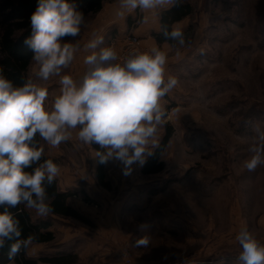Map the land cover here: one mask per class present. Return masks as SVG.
Here are the masks:
<instances>
[{"label": "rangeland", "instance_id": "rangeland-1", "mask_svg": "<svg viewBox=\"0 0 264 264\" xmlns=\"http://www.w3.org/2000/svg\"><path fill=\"white\" fill-rule=\"evenodd\" d=\"M189 1L195 11L181 30L191 27V47L180 48L179 54L172 45L160 47L168 53L166 74L178 80L161 101L166 116L159 145L168 127L172 134L161 155L164 170L145 175V162H137L125 176L123 165L110 160L105 187L97 179L96 149L77 139L78 129L58 148L42 141L45 155L61 168L60 188L75 194L69 202L84 220L54 218L55 239L35 243L29 257L69 254L77 256L75 264H123L124 256L134 264H241L235 240L241 229L264 242V165L253 172L244 167L255 128L264 130V0ZM98 14L85 18L78 37L64 38L81 49L62 74L83 77L90 54L83 45L93 33L103 36L99 47L131 33L148 35L137 30L143 17L139 10L127 28L115 23L92 32L89 26ZM34 71L32 62L28 77L47 87L51 100L59 77L43 81ZM29 211L34 220L49 218ZM144 235L151 244L134 247Z\"/></svg>", "mask_w": 264, "mask_h": 264}, {"label": "clouds", "instance_id": "clouds-1", "mask_svg": "<svg viewBox=\"0 0 264 264\" xmlns=\"http://www.w3.org/2000/svg\"><path fill=\"white\" fill-rule=\"evenodd\" d=\"M182 0H118L116 16L124 18L136 10L154 13L157 9L179 6ZM148 15L142 23L148 22ZM31 35L24 43L33 52L34 75L48 81L59 77L58 93L49 100V89L26 78L14 86L0 68V250L8 248V259L14 261L23 250L26 254L37 242V235H22L20 221L11 209L34 210L47 217L54 209L47 187L61 174L52 159H43L44 147L52 148L72 139L84 145H98L95 158L100 164L110 160L123 165V174H131L134 163L145 162V156L159 145V129L165 123L162 99L178 84L175 76L166 74L168 53L158 46L146 51L132 49L120 57L113 47H99L103 36L83 45L90 52L84 58L87 71L80 80L62 74L80 51L76 38L86 20L69 0H38L30 17ZM165 41L172 47H191L192 41L175 26H162ZM98 49V50H97ZM249 147L250 157L244 167L253 172L264 165V130L255 128ZM39 137V139H37ZM240 246L241 264H264V242L247 228L235 236ZM151 237L135 240L134 247L147 248Z\"/></svg>", "mask_w": 264, "mask_h": 264}, {"label": "trees", "instance_id": "trees-1", "mask_svg": "<svg viewBox=\"0 0 264 264\" xmlns=\"http://www.w3.org/2000/svg\"><path fill=\"white\" fill-rule=\"evenodd\" d=\"M117 0H69L75 3L77 9L84 14V18L89 15L101 12L106 3H112ZM38 5V0H0V68L3 69L5 77L12 82L14 86H21L26 78H28L29 68L32 64L33 52L24 43L25 39L31 35L30 17ZM194 6L188 0H182L179 6L170 7L161 12L160 30L154 33V38L159 45L169 43L173 45V41H165L161 29L162 26H168L169 29L176 23L186 19L194 13ZM131 22V18L127 19ZM190 29L184 32L186 38H189ZM70 37H65V39ZM169 132L163 137L160 145L145 161L142 173L145 175L159 174L164 170V163L161 160L165 148L171 137ZM39 139V137H37ZM42 145V140H40ZM95 149L98 145H93ZM43 159H52L45 155ZM54 161V159H52ZM55 162V161H54ZM97 179L99 183L105 187L109 186L106 182V164L98 162ZM49 202L54 211L46 219L34 220L29 210H25L21 205L19 209H11L16 218L19 219L22 227V235L26 237L30 233L37 235L36 243H47L55 239V234L51 230L53 219L72 218L76 220H84L70 204V199L75 195L70 190H62L56 179L55 183L47 187ZM2 211V209H0ZM8 248L0 250V264H38L43 261L49 264H75L77 256L69 254H60L54 257H44L41 259L31 258L23 250L18 254L14 261L8 259Z\"/></svg>", "mask_w": 264, "mask_h": 264}, {"label": "crops", "instance_id": "crops-1", "mask_svg": "<svg viewBox=\"0 0 264 264\" xmlns=\"http://www.w3.org/2000/svg\"><path fill=\"white\" fill-rule=\"evenodd\" d=\"M117 8H118V0L115 2H112V3H106L104 8H103L104 11L102 10L103 11L102 15H100V12H99V14L97 13L99 15V18H97L95 22L93 21L92 23H90L91 27L88 25L89 29H91L92 32H93V30H97V32H101L104 29H106L107 27H110L111 25H113L115 23L121 24L122 26L127 28V19L129 17H133L134 12L131 14H126L124 18H120V17L116 16ZM166 9H169V8H166ZM166 9H157L154 13H142L143 16L148 15L149 19H148L147 23L139 22V27L137 28V30L140 33H143L145 35L146 34L149 35L151 32H158L160 30V27H161V24H160L161 12L166 10ZM188 18L189 17H187L186 19L176 23L174 26L178 27L180 29H183L184 27H186V24L188 23ZM148 35H146L147 40L145 39V42L147 44H149L150 47L158 46V47H161L163 49H165V48L168 49L170 47L169 43H163V44L159 45L154 37H152L151 35H149V36Z\"/></svg>", "mask_w": 264, "mask_h": 264}, {"label": "built area", "instance_id": "built-area-1", "mask_svg": "<svg viewBox=\"0 0 264 264\" xmlns=\"http://www.w3.org/2000/svg\"><path fill=\"white\" fill-rule=\"evenodd\" d=\"M110 47H113L120 57L126 56L132 49L146 51L151 48L150 45L145 42V38H142L141 36L134 33L125 35L121 42L114 43L110 45ZM123 264H134V262L131 260V258L124 256ZM171 264H189V262L186 260H179Z\"/></svg>", "mask_w": 264, "mask_h": 264}]
</instances>
